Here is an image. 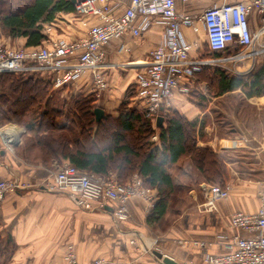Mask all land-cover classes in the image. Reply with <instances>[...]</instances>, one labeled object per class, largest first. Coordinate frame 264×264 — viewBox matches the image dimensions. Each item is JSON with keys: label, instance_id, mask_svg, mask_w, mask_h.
I'll use <instances>...</instances> for the list:
<instances>
[{"label": "crops", "instance_id": "obj_1", "mask_svg": "<svg viewBox=\"0 0 264 264\" xmlns=\"http://www.w3.org/2000/svg\"><path fill=\"white\" fill-rule=\"evenodd\" d=\"M213 2L221 5L222 0L179 2L178 8L180 12L196 14ZM125 7L126 4H119L115 10L122 13ZM85 20L88 25L94 23L92 18H82L75 13L61 14L45 29L53 26V39L74 40L85 36ZM187 31L184 29L190 43L198 40V37L188 36ZM162 35L163 29L155 26L141 38H125L122 42L128 45L130 52L127 54L116 52L120 42L107 47L103 70L108 79L107 91H93L91 71L65 89L54 86L53 89L62 91V95L69 92L72 95L92 94L105 115L115 118L128 88L136 85L138 75L148 68L149 54L160 43ZM0 40L13 47L26 44L24 39L12 40L2 34ZM193 56H198L197 52ZM18 75H36L53 85V75L48 71ZM197 105L191 96L176 93L172 107L189 121L197 122L202 135L198 147L210 148L226 165L225 183L232 188L229 200L218 201L213 211L206 209L208 197L203 185L207 182L197 171L193 172L192 164L182 165V159L168 167L177 182L163 219L150 225L148 217L154 207L148 209L142 200H133L129 205L132 219L122 230L110 213L85 212L66 195L48 192L45 185L52 179L56 165L33 163L18 152H8L2 140L8 130L1 129L0 178L17 179L28 185L27 189L6 196L0 207V255H4L3 259L9 256L8 264H65V249L73 245L81 264L99 258L107 259L110 264H158L156 251L177 264H204L206 254L221 255L229 251L232 237L253 236L231 229L230 222L233 214H255L260 207L259 192L264 185V96L249 98L239 89L213 98L205 109ZM160 116L164 118L163 112ZM155 138L153 141H158V135ZM154 193L156 204L159 200L157 191ZM112 208L109 204L108 209Z\"/></svg>", "mask_w": 264, "mask_h": 264}, {"label": "built area", "instance_id": "obj_2", "mask_svg": "<svg viewBox=\"0 0 264 264\" xmlns=\"http://www.w3.org/2000/svg\"><path fill=\"white\" fill-rule=\"evenodd\" d=\"M70 1H75L77 16L94 20L90 25L85 20V36L74 40L53 39L51 26L45 29L49 39L41 47H13L0 40V75L48 71L53 75V86L61 89L91 71L92 89L102 93L109 87L103 72L107 47L120 42L116 52L127 54L130 50L122 42L125 38H141L159 26L163 29L162 39L149 54L148 68L138 75L134 94L136 106L156 117L161 109L172 108L176 93L191 96L196 90L207 96L206 84L196 81V74L204 67L227 62L254 65L255 60L264 55V0H222L221 5L213 2L196 14L180 12L178 8L179 2L190 4L196 0ZM119 4H126L122 13L115 10ZM202 28L206 32L209 50L220 53V57H205L197 41L190 43L186 39L184 29L197 37ZM194 52L199 55L194 57ZM2 140L5 149L14 153L3 137ZM203 187L208 197L205 208L209 211L216 209L218 201L229 200L232 191L230 185L205 184ZM27 188L28 185L20 180L0 178V207L6 196ZM45 189L53 194L66 195L85 212L110 213L119 230L132 219L131 201L142 200L151 209L156 199L155 191L146 187L137 174L123 185L113 174L103 178L80 172L68 162L56 165ZM258 200L257 213L238 212L233 214L230 222L231 229L253 236L232 237L229 251L221 255L206 254L204 264H264V185ZM109 204L113 206L112 210L108 209ZM131 243L135 244L133 240ZM64 261L65 264H81L73 245L65 249ZM89 264L110 263L99 258ZM158 264H161L159 260Z\"/></svg>", "mask_w": 264, "mask_h": 264}, {"label": "trees", "instance_id": "obj_3", "mask_svg": "<svg viewBox=\"0 0 264 264\" xmlns=\"http://www.w3.org/2000/svg\"><path fill=\"white\" fill-rule=\"evenodd\" d=\"M73 13L75 7L70 0H0V31L9 39H24L26 48L41 47L49 39L43 30L46 25L55 23L61 14ZM206 48L209 56H221L209 50L207 42ZM196 78L198 84L213 80L216 97L239 89H248L249 98L264 96V63L247 80L229 77L222 70L211 73L209 66L197 73ZM134 94L136 85L128 88L117 117L105 115L97 122L94 95L76 94L68 101L62 91L53 89L48 79L1 74L0 126L10 122L24 126L27 134L33 136L28 140L26 155L32 151L39 155L34 163L52 167L54 162H68L80 172L103 178L113 172L123 185L136 173L146 187L157 191L159 201L148 217L152 225L166 215L168 203L175 194L177 180L169 171V165L191 155L190 168L195 169L206 184L222 187L227 185V167L210 148L198 147L202 135L197 122L189 121L177 110L166 109L163 112L165 124L156 131V121L146 110L134 105ZM191 98L206 100L196 90ZM197 104L202 109L207 106L206 102ZM109 129L118 133H108ZM156 135L158 141L155 142ZM3 257L0 255V264H8V258Z\"/></svg>", "mask_w": 264, "mask_h": 264}, {"label": "rangeland", "instance_id": "obj_4", "mask_svg": "<svg viewBox=\"0 0 264 264\" xmlns=\"http://www.w3.org/2000/svg\"><path fill=\"white\" fill-rule=\"evenodd\" d=\"M205 6H202L201 8H203ZM188 32V31H187ZM185 33V32H184ZM2 34V32L0 31V35ZM190 34V35H189ZM188 36H191V38H195L198 40V46L201 48V53L206 54L205 57H209V58H215L213 56H209L208 50L206 48V32L204 31V29L202 28L201 33L199 36L195 37V35H193L191 33V31H189L187 33ZM22 48V47H20ZM208 54V55H207ZM197 55H199V53L197 52ZM264 63V55H260L256 60H255V66L252 64H248V63H233V62H227V63H223L222 65H213V66H209L210 72L212 73L213 71H224L226 73V75H228L229 77H242L245 80L249 79V76L253 73H255L260 66ZM219 69V70H218ZM208 83L205 82H200V83H205L207 86V96H204L206 100H202V99H197L195 101H197L199 104H202L203 102H206V105H208V102L211 101L213 98H217L216 95V89L212 87V83L214 82L213 80H209L207 81ZM210 83V84H209ZM73 90V89H72ZM248 90V89H247ZM247 90L243 91V93L247 94ZM76 94L73 93L70 94V92L68 93V95L63 94L64 98L68 101H70L71 97H75ZM119 115V113H118ZM64 122V120H62V123ZM13 129L14 131H16V133L18 134V140L13 144V152H18L20 155H22L25 159H27L28 161H32L37 162V159L39 158V155H37L36 151H32L30 152V154L26 155V151H27V144H28V140L31 139V136L27 134V132L24 129V126L22 125H18V123L16 122H10V123H5L4 125L0 126V130L4 129V130H10ZM108 133H118L117 130L115 131L114 129H109ZM111 131V132H110ZM129 136V135H128ZM130 137V136H129ZM129 137H127L129 139ZM63 163V162H62ZM182 165L184 166H189L190 164L193 163L192 160V156L191 155H187L186 158L184 157L182 160ZM53 165H57L56 162L53 163ZM196 170L193 169V172H195ZM136 175V174H135ZM9 257V256H8ZM7 257V258H8Z\"/></svg>", "mask_w": 264, "mask_h": 264}, {"label": "water", "instance_id": "obj_5", "mask_svg": "<svg viewBox=\"0 0 264 264\" xmlns=\"http://www.w3.org/2000/svg\"><path fill=\"white\" fill-rule=\"evenodd\" d=\"M73 3H75V1H73ZM94 113H95L96 121L97 122H101L102 119L105 116L104 110H102L100 108H97V109H95ZM163 123H164V118L161 117V116L158 117V119H157V127L161 128ZM155 253H156L155 255L157 256V258L159 260L163 261V264H177L174 260H172L171 258H169L167 256H164L161 253H159V252H155Z\"/></svg>", "mask_w": 264, "mask_h": 264}, {"label": "bare ground", "instance_id": "obj_6", "mask_svg": "<svg viewBox=\"0 0 264 264\" xmlns=\"http://www.w3.org/2000/svg\"><path fill=\"white\" fill-rule=\"evenodd\" d=\"M7 147L13 150V143L18 140V134L12 128L7 131L6 135H3Z\"/></svg>", "mask_w": 264, "mask_h": 264}, {"label": "flooded vegetation", "instance_id": "obj_7", "mask_svg": "<svg viewBox=\"0 0 264 264\" xmlns=\"http://www.w3.org/2000/svg\"><path fill=\"white\" fill-rule=\"evenodd\" d=\"M226 55H228V54H225L224 56H226Z\"/></svg>", "mask_w": 264, "mask_h": 264}]
</instances>
